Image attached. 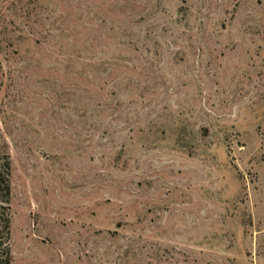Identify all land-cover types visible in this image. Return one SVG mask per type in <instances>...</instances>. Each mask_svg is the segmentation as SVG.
<instances>
[{
	"label": "rangeland",
	"instance_id": "obj_1",
	"mask_svg": "<svg viewBox=\"0 0 264 264\" xmlns=\"http://www.w3.org/2000/svg\"><path fill=\"white\" fill-rule=\"evenodd\" d=\"M5 161L8 264H264V0H0Z\"/></svg>",
	"mask_w": 264,
	"mask_h": 264
},
{
	"label": "trees",
	"instance_id": "obj_2",
	"mask_svg": "<svg viewBox=\"0 0 264 264\" xmlns=\"http://www.w3.org/2000/svg\"><path fill=\"white\" fill-rule=\"evenodd\" d=\"M9 172H10V165L7 161H5L3 164L0 162V204H3L0 206V209L3 211H7L8 209L5 207L9 204L10 197H11V186L9 183ZM0 213L1 216V221H2V228L0 229V232L4 228L6 230V234L8 237V231H9V225H10V220H9V214L6 213ZM0 263L1 264H8L7 259L6 260H1L0 258Z\"/></svg>",
	"mask_w": 264,
	"mask_h": 264
}]
</instances>
